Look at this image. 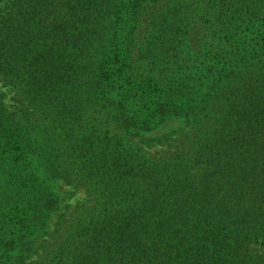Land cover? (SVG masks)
Wrapping results in <instances>:
<instances>
[{
    "label": "trees",
    "instance_id": "16d2710c",
    "mask_svg": "<svg viewBox=\"0 0 264 264\" xmlns=\"http://www.w3.org/2000/svg\"><path fill=\"white\" fill-rule=\"evenodd\" d=\"M60 181L41 264H264V0H0V264Z\"/></svg>",
    "mask_w": 264,
    "mask_h": 264
},
{
    "label": "rangeland",
    "instance_id": "374dc122",
    "mask_svg": "<svg viewBox=\"0 0 264 264\" xmlns=\"http://www.w3.org/2000/svg\"><path fill=\"white\" fill-rule=\"evenodd\" d=\"M3 87H1L2 89ZM10 97V95H7ZM6 96V102L11 104L12 101L8 100ZM159 149V148H158ZM154 150L151 149L150 152ZM58 191L60 193L61 203L60 208L55 211L51 218L48 220V226L43 239L36 247V253L29 257L24 264H41L44 259L46 249L57 241V239L63 234H60L62 228H65L71 217L78 212V206L81 202L84 203L86 199V193L84 188L73 185L65 184L60 181L58 183ZM61 224V226H59Z\"/></svg>",
    "mask_w": 264,
    "mask_h": 264
}]
</instances>
